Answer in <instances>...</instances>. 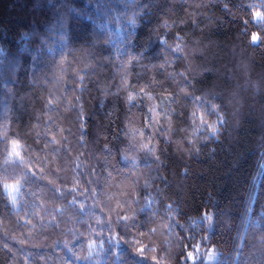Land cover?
Listing matches in <instances>:
<instances>
[{
  "label": "trees",
  "instance_id": "obj_1",
  "mask_svg": "<svg viewBox=\"0 0 264 264\" xmlns=\"http://www.w3.org/2000/svg\"><path fill=\"white\" fill-rule=\"evenodd\" d=\"M264 264V0H0V264Z\"/></svg>",
  "mask_w": 264,
  "mask_h": 264
},
{
  "label": "rangeland",
  "instance_id": "obj_2",
  "mask_svg": "<svg viewBox=\"0 0 264 264\" xmlns=\"http://www.w3.org/2000/svg\"><path fill=\"white\" fill-rule=\"evenodd\" d=\"M217 259V252L215 250H210L208 255H207V263L209 264H214L216 262Z\"/></svg>",
  "mask_w": 264,
  "mask_h": 264
}]
</instances>
